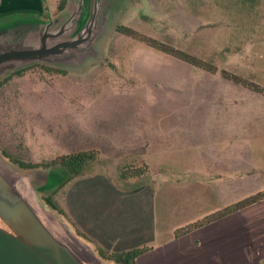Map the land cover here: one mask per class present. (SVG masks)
Returning <instances> with one entry per match:
<instances>
[{
    "label": "rangeland",
    "instance_id": "1",
    "mask_svg": "<svg viewBox=\"0 0 264 264\" xmlns=\"http://www.w3.org/2000/svg\"><path fill=\"white\" fill-rule=\"evenodd\" d=\"M56 1L45 0L48 19L58 14L52 12ZM250 1L111 0L109 28L96 46V59L79 68L33 65L2 83L0 156L18 171L54 168L58 183L40 193V199L49 197L62 212L53 210L56 215L108 263L99 250L113 252L93 244L64 212L67 187L97 174L121 182L117 174L122 167H154L173 159L166 156L173 151L193 150L183 136H212V112L219 110L214 84L226 85L220 71L232 72L239 64L228 60L235 50L242 47L238 54L249 57L248 66L238 70L253 75L247 81L260 83L264 77V45L256 51L249 42L239 46L245 36L264 39V28L257 26L264 24V11L247 12ZM119 26L213 65L216 75L118 33ZM240 92L227 95L244 103L248 98ZM86 151L97 152L98 161L59 187L67 174L48 164L58 156ZM16 161L37 168L23 169ZM198 207L182 210L173 204L156 240L173 238L177 229L203 219Z\"/></svg>",
    "mask_w": 264,
    "mask_h": 264
},
{
    "label": "crops",
    "instance_id": "2",
    "mask_svg": "<svg viewBox=\"0 0 264 264\" xmlns=\"http://www.w3.org/2000/svg\"><path fill=\"white\" fill-rule=\"evenodd\" d=\"M59 1L53 5V15ZM250 2L248 8L244 6L247 12L263 14V0ZM49 13L45 0H0V17L34 14L48 19ZM258 25L262 31L264 24ZM250 38L245 36L239 46L249 42L256 51L264 45L263 38ZM238 53L228 58L239 62L231 73L253 78L238 71L249 60L246 53ZM219 77L226 85L214 84L219 110L212 112V136H183L193 150L173 151L166 155L173 159L164 164H148V174L142 177L121 180L117 176L121 180L117 182L97 174L92 179L78 178L67 187L64 212L93 244L114 253L151 247L134 264H264V201L185 236L156 240L173 204L179 203L182 210L199 206L203 218L264 190L260 168L264 165V95ZM262 78L252 83L264 89ZM235 91L248 100L229 98L227 94Z\"/></svg>",
    "mask_w": 264,
    "mask_h": 264
},
{
    "label": "water",
    "instance_id": "3",
    "mask_svg": "<svg viewBox=\"0 0 264 264\" xmlns=\"http://www.w3.org/2000/svg\"><path fill=\"white\" fill-rule=\"evenodd\" d=\"M110 2L66 0L52 19L0 17V82L33 65L79 68L96 59L114 8ZM53 169L18 171L0 156V264H110L40 199L58 183Z\"/></svg>",
    "mask_w": 264,
    "mask_h": 264
},
{
    "label": "trees",
    "instance_id": "4",
    "mask_svg": "<svg viewBox=\"0 0 264 264\" xmlns=\"http://www.w3.org/2000/svg\"><path fill=\"white\" fill-rule=\"evenodd\" d=\"M66 5V0H60L58 4V11H61L65 8ZM116 31L122 35H125L129 38H132L134 40H137L146 46L153 48L159 52H162L164 54H167L169 56L174 57L175 59L186 63L188 65L194 66L196 68L202 69L206 72H209L211 74L217 72V68L214 67L213 65L210 64H205L201 60L196 59L193 56H190L184 52H181L179 50H175L171 47H167L163 45L162 43L157 42L156 40L146 37L144 35L138 34L136 31L124 27V26H119L116 28ZM24 70H20L15 72L13 75H20ZM220 75L228 80L231 81L237 85H240L248 90H251L255 93L264 95V89L261 88L260 86L247 81L245 79L240 78L239 76H236L235 74L221 70ZM10 77V76H9ZM4 79L3 81L0 82V87L4 81H7L8 78ZM98 153L93 152V151H86V152H78V153H73L69 155H63V156H58L54 160H52L48 165L51 167H56L60 168L62 172L67 174V178L63 181V183L59 184V187L63 184H66L69 182L72 178L77 177L81 174L83 171L84 167L86 165L92 164L96 161H98L97 157ZM16 163L22 167V168H35L37 166L33 165H28V164H23L21 162L16 161ZM148 174V168L145 164L141 166H128V167H122L119 169L118 176L121 180H127V179H132V178H138L142 177ZM44 201L54 210H57L59 213L61 212L60 208L52 202V200L49 197H44ZM264 201V190L259 191L255 194H252L248 197H245L231 205H228L221 210L208 215L204 217L203 219L194 222L190 225H187L186 227L179 228L174 232V237L179 238L182 236H185L201 227H204L210 223H213L215 221H218L220 219H223L233 213H236L242 209H245L249 206H252L254 204L260 203ZM62 213V212H61ZM150 250L149 247H141V248H136V249H131L128 251H123V252H113V253H108L104 252L102 249H100L101 256L105 259L112 260L118 264H134L135 260L148 252Z\"/></svg>",
    "mask_w": 264,
    "mask_h": 264
}]
</instances>
